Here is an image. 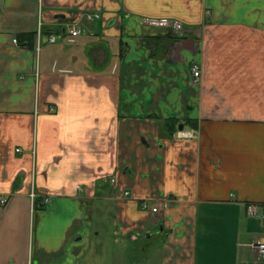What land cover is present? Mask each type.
<instances>
[{
    "label": "crops",
    "instance_id": "crops-1",
    "mask_svg": "<svg viewBox=\"0 0 264 264\" xmlns=\"http://www.w3.org/2000/svg\"><path fill=\"white\" fill-rule=\"evenodd\" d=\"M252 205L264 0H0V264H264Z\"/></svg>",
    "mask_w": 264,
    "mask_h": 264
},
{
    "label": "built area",
    "instance_id": "built-area-1",
    "mask_svg": "<svg viewBox=\"0 0 264 264\" xmlns=\"http://www.w3.org/2000/svg\"><path fill=\"white\" fill-rule=\"evenodd\" d=\"M98 16H99V14H97V13L86 15V17L88 19H92L93 17H98ZM142 22L147 24V25H150V26L165 27L178 36H183L185 33L189 32V30H190L189 28H187L185 26V24L182 21H180L176 18L143 17ZM65 27H66L67 32L70 33L71 35H78L81 32H84V30L80 27V21H78V20H72L70 22H67L65 24ZM37 38L38 39L40 38L39 32L37 34ZM55 39H56L55 35L49 36L50 41H55ZM13 41L18 42V39L13 38ZM21 44L26 45V41H21ZM200 78H201V69L198 65H195L193 67L192 83L193 84L198 83L200 81ZM174 136L177 138H195L196 132H194L193 130L181 129V130H177L176 133L174 134ZM17 150H19V148ZM112 181H113V179H112ZM125 194H130V192L125 191ZM1 201L5 202V199L3 198ZM45 202H47V198L42 200L43 204ZM140 204H141L142 208H144V209L150 208L151 211H153V212H158L160 210V208L162 207V204L160 202H156L152 205L150 203V201H148V199H143L140 202ZM260 207H262V210L259 211ZM260 207L258 205H252L251 207H249L250 214L257 215L260 213V215L264 218V205H261ZM255 246L257 247L259 254L264 257V236L258 242L255 243Z\"/></svg>",
    "mask_w": 264,
    "mask_h": 264
},
{
    "label": "rangeland",
    "instance_id": "rangeland-1",
    "mask_svg": "<svg viewBox=\"0 0 264 264\" xmlns=\"http://www.w3.org/2000/svg\"><path fill=\"white\" fill-rule=\"evenodd\" d=\"M141 243L137 244L136 246H129V247H134V249H132V251L134 252V255H132L134 259H137L138 257H140V254H137L138 249H140L141 247ZM120 247L119 243H117L116 241H114V238H111V241L109 242V245L105 248L106 250H108L109 252H111L112 254H107V257H105V263L109 264L108 262H110V258L112 255H114L115 251L118 250ZM129 250L131 251V248H129ZM136 252V254H135ZM113 257V256H112Z\"/></svg>",
    "mask_w": 264,
    "mask_h": 264
},
{
    "label": "water",
    "instance_id": "water-1",
    "mask_svg": "<svg viewBox=\"0 0 264 264\" xmlns=\"http://www.w3.org/2000/svg\"><path fill=\"white\" fill-rule=\"evenodd\" d=\"M180 128H182V126H180Z\"/></svg>",
    "mask_w": 264,
    "mask_h": 264
},
{
    "label": "flooded vegetation",
    "instance_id": "flooded-vegetation-1",
    "mask_svg": "<svg viewBox=\"0 0 264 264\" xmlns=\"http://www.w3.org/2000/svg\"><path fill=\"white\" fill-rule=\"evenodd\" d=\"M174 34V33H173ZM174 35H176V34H174Z\"/></svg>",
    "mask_w": 264,
    "mask_h": 264
}]
</instances>
